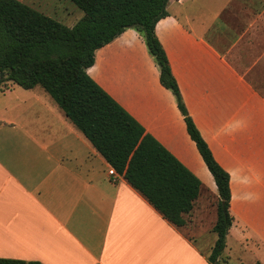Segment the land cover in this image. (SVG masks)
Returning a JSON list of instances; mask_svg holds the SVG:
<instances>
[{"label":"crops","instance_id":"1","mask_svg":"<svg viewBox=\"0 0 264 264\" xmlns=\"http://www.w3.org/2000/svg\"><path fill=\"white\" fill-rule=\"evenodd\" d=\"M167 10L156 34L189 114L231 175L234 222L223 259L264 264V0H171ZM88 73L203 181L188 223L171 224L124 176L113 181L42 88L0 77V258L208 264L216 220L197 205L217 185L143 38L125 31L96 51Z\"/></svg>","mask_w":264,"mask_h":264},{"label":"trees","instance_id":"2","mask_svg":"<svg viewBox=\"0 0 264 264\" xmlns=\"http://www.w3.org/2000/svg\"><path fill=\"white\" fill-rule=\"evenodd\" d=\"M84 16L73 27L19 0H0L2 82L25 90L42 88L97 153L176 227H184L202 183L181 161L113 99L89 74L95 53L126 30L143 38L160 72V83L177 107L218 190L217 240L208 264H226L223 254L233 226L231 175L215 159L184 103L167 54L156 34L171 0H71ZM0 264H42L0 258Z\"/></svg>","mask_w":264,"mask_h":264},{"label":"rangeland","instance_id":"3","mask_svg":"<svg viewBox=\"0 0 264 264\" xmlns=\"http://www.w3.org/2000/svg\"><path fill=\"white\" fill-rule=\"evenodd\" d=\"M19 1L23 2L24 4L32 7L33 9L39 11L40 13H43L44 15L58 21L59 23L67 27L75 26L78 23V21H80V19H82L84 16V13L71 0H19ZM128 30H134V29H128ZM39 91L42 92V90ZM45 94L48 97V99L54 101L49 94L47 93ZM200 181L203 186V181L201 179ZM206 188L208 189L209 194L206 193L203 195L202 200L199 201L197 205V209L198 211L204 209V213L202 214V217H205V219L208 218L209 221H215L217 218V204L219 201L218 191L213 190L210 187H206Z\"/></svg>","mask_w":264,"mask_h":264},{"label":"built area","instance_id":"4","mask_svg":"<svg viewBox=\"0 0 264 264\" xmlns=\"http://www.w3.org/2000/svg\"><path fill=\"white\" fill-rule=\"evenodd\" d=\"M108 173L113 178V181H116L118 173L113 168H110Z\"/></svg>","mask_w":264,"mask_h":264},{"label":"water","instance_id":"5","mask_svg":"<svg viewBox=\"0 0 264 264\" xmlns=\"http://www.w3.org/2000/svg\"><path fill=\"white\" fill-rule=\"evenodd\" d=\"M0 76H1V77L5 76V73H0Z\"/></svg>","mask_w":264,"mask_h":264}]
</instances>
